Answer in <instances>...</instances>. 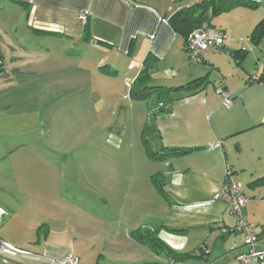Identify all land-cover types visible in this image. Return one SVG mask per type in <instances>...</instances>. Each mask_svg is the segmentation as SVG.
<instances>
[{
  "label": "crops",
  "instance_id": "obj_1",
  "mask_svg": "<svg viewBox=\"0 0 264 264\" xmlns=\"http://www.w3.org/2000/svg\"><path fill=\"white\" fill-rule=\"evenodd\" d=\"M4 1L22 10L27 26L39 30L38 34L88 46L89 55L95 53L92 57L96 56V62L107 61L114 77L122 68L124 75L137 79L147 66L150 81L174 79L177 87L206 76L208 80L218 79L214 85L231 93L232 105L223 111L216 89L209 92L204 86L181 98L185 104L196 101L197 106L177 112L174 95L180 93L168 91L173 101L153 112L155 151L165 147L194 148L187 154L162 159H153L143 150L146 159L154 164L153 172L148 174L153 193L151 221L146 227L158 229L157 237L169 251H154L136 242L127 228L123 239L108 240L117 251L113 254L120 256L114 259H124L125 264H243L236 257L247 250L244 235L231 231L236 216L225 197L213 196L226 183L236 182L241 187L245 183L248 197L264 188V180L255 182L264 178V84L255 78L230 86L223 80L224 72L217 61L219 56L226 58L241 50L237 61L241 64L252 55L259 69L261 60L264 62V33L257 42L249 35L257 22L264 20V0H251L255 7L236 4L215 16L212 11L216 0H206L203 23L223 31L226 37L219 50L201 53V62L206 65L189 63L184 38L168 21L174 13L203 0ZM259 77L264 79V65ZM156 174L162 176V192L152 182ZM262 195L260 199H247L243 211L257 236L255 245L264 251ZM59 224L45 223L38 239L19 246L10 243L11 236L4 232L0 237V264H54L52 261H61L67 254L76 256L78 264H95L99 258L104 259L100 252L90 254L80 249L69 225ZM161 253L165 254L163 260Z\"/></svg>",
  "mask_w": 264,
  "mask_h": 264
},
{
  "label": "rangeland",
  "instance_id": "obj_2",
  "mask_svg": "<svg viewBox=\"0 0 264 264\" xmlns=\"http://www.w3.org/2000/svg\"><path fill=\"white\" fill-rule=\"evenodd\" d=\"M25 18L0 0V206L7 211L0 237L5 232L19 246L38 239L45 223L57 222L69 225L80 249L100 252L104 259L98 263L125 264L114 259L120 256L108 239H123L125 228L129 234L150 228L148 174L154 164L146 159L142 137L155 151L153 132L143 130L155 121L156 109L149 108L161 94L153 88L141 100L134 97L139 86L131 74L121 68L114 77L107 61L89 55L88 46L35 33ZM218 60L230 86L255 78L264 82L259 78L264 62L256 69L252 55L241 64L230 54ZM216 80L206 83L209 92H215ZM151 82L178 85L174 79ZM185 95H174L177 112L197 106L185 104ZM221 99L218 105L228 110ZM241 184L246 200L263 197L264 188L248 197Z\"/></svg>",
  "mask_w": 264,
  "mask_h": 264
},
{
  "label": "trees",
  "instance_id": "obj_3",
  "mask_svg": "<svg viewBox=\"0 0 264 264\" xmlns=\"http://www.w3.org/2000/svg\"><path fill=\"white\" fill-rule=\"evenodd\" d=\"M23 3V2H22ZM236 4L246 5L247 7H255L256 4L254 1L251 0H216L214 10L212 11V16L218 15L224 11L229 10L232 6ZM208 6V1L203 0L200 3H197L196 5L184 8L182 10H179L178 12L171 15L168 19L171 27L174 28V30L180 34L184 38V44L186 42V39L188 35L196 28L201 26L200 24L203 23L204 20V13L205 9ZM39 30H33V32L38 33ZM264 33V20H261V22H257L255 27L253 28L250 36V40L257 42L259 38L262 36L261 34ZM242 51L238 50L235 52H232V56L236 58L238 54H240ZM202 58V57H201ZM203 61V60H202ZM202 63V62H201ZM3 68V61L0 59V70ZM1 72V71H0ZM143 74L140 75L135 80V84L139 86L137 89V92H134V97L139 98L140 100L145 98L146 92L148 89H155L156 91H159L161 94V97L153 106L152 108H149L151 111L158 109L164 105V103H170L173 101V97L168 96V91H176L179 93H187V94H195L201 90L204 89V86H206V83L208 81L206 76L198 77L196 79H193L189 82H187L184 85H180L177 87H164V86H155L151 85V79L148 77V67L145 66V68L142 70ZM261 78V77H259ZM260 80V79H259ZM162 95H165L162 97ZM167 98V99H166ZM163 101V102H162ZM155 117V114L152 113L151 119ZM154 121H151L150 124L147 123L145 125L143 134L146 130L149 129L148 132H155ZM147 132V131H146ZM158 136V135H156ZM143 144L145 147V151L147 152L148 156L153 159H162L165 157H168L169 155H184L189 153L191 150H194V148L191 149V147H165L161 149L160 151H150L148 147V140L145 139V134L142 137ZM152 182L156 189L160 192H162L161 187V179L162 176L159 174L152 175L151 177ZM263 178L256 180L255 182L261 181ZM158 229H137L130 232V238L135 240L138 243H142L143 245L148 246L150 249L154 251H160V250H166L169 251V248L159 239L158 236ZM100 264V263H95Z\"/></svg>",
  "mask_w": 264,
  "mask_h": 264
},
{
  "label": "built area",
  "instance_id": "obj_4",
  "mask_svg": "<svg viewBox=\"0 0 264 264\" xmlns=\"http://www.w3.org/2000/svg\"><path fill=\"white\" fill-rule=\"evenodd\" d=\"M198 28L194 29L187 37L185 42V51H187L190 60L195 63H201V53L208 50H219L225 40V33L221 30H217L210 27L206 23L200 24ZM260 81V80H259ZM261 82V81H260ZM261 83L264 84L262 81ZM216 93L222 97V104L225 107H230L232 104L231 93L219 86L214 85ZM243 190L240 184L226 183L223 184L221 189L213 196L215 199L224 198L228 201L230 209L236 216V222L231 229L232 233H242L244 235V244L247 247L245 252L238 254L236 257L243 264H264V251L259 250L255 245L257 242V236L252 233V227L246 221L244 214V206L246 204V198L243 196ZM6 214L5 210L0 207V226L3 218ZM4 245V243H3ZM54 264H78V258L72 254H67L61 261H52Z\"/></svg>",
  "mask_w": 264,
  "mask_h": 264
}]
</instances>
